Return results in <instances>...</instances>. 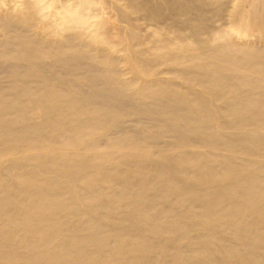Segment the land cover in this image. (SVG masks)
<instances>
[{
  "label": "bare ground",
  "instance_id": "obj_1",
  "mask_svg": "<svg viewBox=\"0 0 264 264\" xmlns=\"http://www.w3.org/2000/svg\"><path fill=\"white\" fill-rule=\"evenodd\" d=\"M263 30L264 0H0V264H264Z\"/></svg>",
  "mask_w": 264,
  "mask_h": 264
},
{
  "label": "rangeland",
  "instance_id": "obj_2",
  "mask_svg": "<svg viewBox=\"0 0 264 264\" xmlns=\"http://www.w3.org/2000/svg\"><path fill=\"white\" fill-rule=\"evenodd\" d=\"M249 4V3H247ZM248 7L249 5H247L246 9L244 10L246 12V14H248ZM227 14L223 13L222 15H217L214 14L212 16V22H211V26L208 28V30L206 29L203 33L202 36L204 37V39L206 40H210L212 37L216 38L218 40H221L224 38V34L228 33L227 35V39L230 40L233 37H236L235 35L230 33V22H228L226 20ZM113 20L117 23H119L117 20V16H113ZM264 32V30H263ZM249 37L251 36V33L247 34Z\"/></svg>",
  "mask_w": 264,
  "mask_h": 264
}]
</instances>
